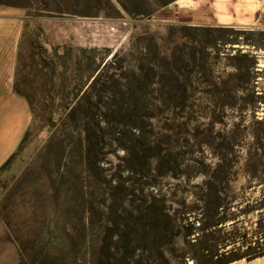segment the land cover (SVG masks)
<instances>
[{"label":"rangeland","instance_id":"374dc122","mask_svg":"<svg viewBox=\"0 0 264 264\" xmlns=\"http://www.w3.org/2000/svg\"><path fill=\"white\" fill-rule=\"evenodd\" d=\"M28 3V7H19L24 21L15 89L26 96L33 119L20 149L0 171V236L10 239L16 248L10 250L1 243L0 264H14L16 255L17 264H94L100 229L89 226L86 211L90 203L97 206L109 186L99 189L85 172L75 152L79 131L70 125L67 113L108 56L121 57L137 45L143 46L147 36L155 39L160 50L169 52L173 45L167 37L169 28L188 25L191 12L186 10L173 23L175 16L166 8L150 19L131 17L120 8L111 16L98 12L85 17L51 14L38 10L37 0ZM252 3L244 0L242 5L246 8ZM220 11L223 8L218 6L215 14L209 9L198 11L194 21L203 23L199 25L230 23ZM236 26L256 29L253 24ZM173 41L181 39L177 36ZM210 53L215 56V76L223 80L235 73L232 56L256 57L257 81L256 85L251 81L250 89L256 86L264 97L263 50L239 38L238 44L220 46ZM197 91L184 113L169 114L168 123L162 118L153 121L155 138L169 139L174 172L160 176L151 161L153 169L148 174L132 173L118 150L108 156L105 179H112L122 189L158 193L172 212L183 207L194 211L201 207L198 196L204 191V180L220 170L232 180L229 195L235 201L226 214L238 218L241 234L257 236L259 226L264 229L256 207L264 197V153L259 149L264 147V104L256 111L223 110ZM167 127L172 129L165 130ZM53 135L57 139L49 145ZM257 159L263 165L249 174L246 163ZM195 215L192 212L190 217ZM233 264H264V256Z\"/></svg>","mask_w":264,"mask_h":264},{"label":"trees","instance_id":"16d2710c","mask_svg":"<svg viewBox=\"0 0 264 264\" xmlns=\"http://www.w3.org/2000/svg\"><path fill=\"white\" fill-rule=\"evenodd\" d=\"M175 1L37 0V9L91 17L98 12L111 16L120 8L131 17L150 19ZM28 2L0 4L28 7ZM66 2L69 4L64 6ZM257 30L217 24L171 26L167 37L173 45L169 52L160 50L155 39L147 36L143 46L137 45L121 57L115 53L108 56L76 97L67 113L68 122L79 131L75 152L98 188L109 186L108 192L104 190L106 195L96 201L97 206L90 203L86 211L89 226L100 229L94 264H230L264 256V229L259 226L257 236L247 237L239 232L238 218L226 214L235 202L229 195L232 180L227 173L219 170L204 180V191L198 196L200 208L172 212L158 193L122 189L112 179L107 181L104 167L108 156L120 150L132 173L148 174L153 169L151 161L160 176L174 172L169 139L155 138L153 121L162 118L168 123L169 114L184 113L199 86L197 92L214 107L240 111L260 108L264 97L256 86L250 89L251 81L254 85L257 81V58L241 53L232 56L235 73L223 80L215 76V56L210 53L220 46L238 44L239 38L264 51V30ZM177 36L181 41H173ZM238 92L248 95L237 96ZM56 139L53 135L49 145ZM259 149L264 153L263 145ZM231 163L235 165V160ZM257 165H263L260 159L246 163L247 172L252 174ZM256 204L261 214L258 221L264 226V197ZM192 212L196 217H190Z\"/></svg>","mask_w":264,"mask_h":264},{"label":"crops","instance_id":"0c3cea01","mask_svg":"<svg viewBox=\"0 0 264 264\" xmlns=\"http://www.w3.org/2000/svg\"><path fill=\"white\" fill-rule=\"evenodd\" d=\"M243 1L177 0L165 8L175 16L173 23H177L178 16L189 10L187 12H191L192 21L188 25L203 24L194 21L199 15L198 11L209 9L215 14V7L217 9L218 6L223 8V12H220L230 19V23L224 25H251L253 23L250 21H254L261 0H253L252 6L246 7L245 11ZM23 21V9L0 5V169L11 155L17 152L33 119L26 96L15 90ZM1 243L9 249L14 246L10 239L3 236H0ZM14 261V264H17V255Z\"/></svg>","mask_w":264,"mask_h":264},{"label":"built area","instance_id":"2783aa9c","mask_svg":"<svg viewBox=\"0 0 264 264\" xmlns=\"http://www.w3.org/2000/svg\"><path fill=\"white\" fill-rule=\"evenodd\" d=\"M253 27L264 30V0H261V7L255 14Z\"/></svg>","mask_w":264,"mask_h":264},{"label":"bare ground","instance_id":"6f19581e","mask_svg":"<svg viewBox=\"0 0 264 264\" xmlns=\"http://www.w3.org/2000/svg\"><path fill=\"white\" fill-rule=\"evenodd\" d=\"M245 8V7H244ZM231 264H233V263H231Z\"/></svg>","mask_w":264,"mask_h":264}]
</instances>
